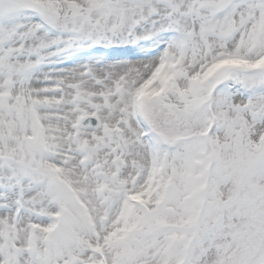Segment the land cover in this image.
<instances>
[{
	"label": "snow or ice",
	"instance_id": "1",
	"mask_svg": "<svg viewBox=\"0 0 264 264\" xmlns=\"http://www.w3.org/2000/svg\"><path fill=\"white\" fill-rule=\"evenodd\" d=\"M0 264H264V0H0Z\"/></svg>",
	"mask_w": 264,
	"mask_h": 264
}]
</instances>
